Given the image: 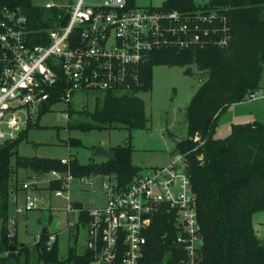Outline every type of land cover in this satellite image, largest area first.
Here are the masks:
<instances>
[{
	"label": "trees",
	"instance_id": "trees-1",
	"mask_svg": "<svg viewBox=\"0 0 264 264\" xmlns=\"http://www.w3.org/2000/svg\"><path fill=\"white\" fill-rule=\"evenodd\" d=\"M161 6L181 12H218L226 17L227 44L154 52L141 69L140 87L125 92L94 91L100 94L96 106L93 111H86L85 121L76 128L90 131L125 127L130 132L148 128L146 104L139 93L152 89L153 67L180 66L185 67L186 74H193L195 66L205 74V79L186 109L187 137L176 150L186 154L198 202L204 241L199 264H264V240L253 223L254 214L264 211V122L235 123L228 136L215 137L221 114L262 88L264 0H210L204 4L196 0H166ZM4 7L22 8L36 36L60 25L58 7L47 8L33 0H0V10ZM212 26L220 28L221 20L215 19ZM55 101L54 98L42 110ZM196 133L205 140L200 147L193 139ZM26 138L27 130H24L17 138L0 144V264H22V255L24 264H29L36 254V264H90L87 250L70 247L64 260L60 257L58 240L48 250L42 249L41 243L20 244L17 233L10 235V204L13 195L23 188L19 171L31 170L37 174L56 171L62 178L114 175L121 185H126L143 169L132 161L131 141L111 147L109 158H92L82 163L78 157L70 156L69 163H63L57 157L21 155L19 146ZM69 145H82V141L73 138ZM61 187L60 179H51L49 189ZM80 208L84 223L88 213ZM173 220V214L167 211L154 215L141 264H175L181 257L174 241L177 231Z\"/></svg>",
	"mask_w": 264,
	"mask_h": 264
},
{
	"label": "built area",
	"instance_id": "built-area-1",
	"mask_svg": "<svg viewBox=\"0 0 264 264\" xmlns=\"http://www.w3.org/2000/svg\"><path fill=\"white\" fill-rule=\"evenodd\" d=\"M43 6L61 10L57 17L60 25L39 36L32 32L22 8L0 10L1 143L17 138L25 130L30 107L41 111L54 98L55 103H70L80 90L131 91L142 85L141 69L154 52L208 44L223 46L229 39L226 17L216 11L138 7L131 0L96 4L66 0ZM215 19L221 20L220 28L211 27ZM257 99H264V89L250 93L246 100ZM22 112L27 120L21 117ZM193 139L197 147L205 143L199 133ZM62 162L69 160L64 158ZM188 166L186 154L176 150L170 164L144 168L126 185H121L114 175L104 176L109 178V182L103 181L106 203L87 209L84 223L81 209L75 207L66 189H57L55 194L64 195L68 210L77 214V220L70 221L67 229L85 231L83 249L91 256L90 264H141L153 217L161 211L173 214L177 231L174 241L181 252L175 264H199L204 241ZM52 175L62 178L56 171ZM77 179L92 185L90 177ZM23 188L28 190L25 207H18L17 213L36 206L35 198L29 194L30 184L23 183ZM13 201L18 202L16 195ZM9 229L10 235L17 233L15 227L9 225ZM43 234L32 245L41 243L42 249L49 250L58 236Z\"/></svg>",
	"mask_w": 264,
	"mask_h": 264
},
{
	"label": "rangeland",
	"instance_id": "rangeland-1",
	"mask_svg": "<svg viewBox=\"0 0 264 264\" xmlns=\"http://www.w3.org/2000/svg\"><path fill=\"white\" fill-rule=\"evenodd\" d=\"M104 0H87L90 4L103 2ZM166 0H133L138 7H159ZM210 0H196L198 4H204ZM35 4H63L66 0H33ZM193 74H186L185 67L156 65L153 67V86L148 92L139 95L144 99L148 117V128L130 132L127 128H106L103 130L84 131L76 128L84 122L86 111H93L97 97L95 92L77 91L71 102L59 101L53 103L45 110L30 107V118L27 130V138L19 146V153L23 156L39 157H70L76 156L82 163H88L94 158V149L98 145L106 148L125 145L131 141L133 146L132 161L144 168L166 166L173 159L177 149L176 138L187 137L186 109L192 96L205 79V74L193 66ZM262 90L264 89V66L261 78ZM70 109H74L71 112ZM27 120L25 113H20ZM253 121L264 122V99L246 100L230 105L220 116L215 137L224 138L231 132L235 123H247ZM72 126L73 128H71ZM81 139L82 145L70 146L71 139ZM1 144V141H0ZM102 160L105 158H95ZM21 185L29 183L35 188L29 190L35 198L36 206L30 211L17 213V208L25 207L24 190H19L18 202L13 198L10 204L9 225L17 230L19 243L32 245L41 229L47 226L51 233L58 236L60 257L66 259L70 247L82 250L85 246V231L76 227L71 231L67 229L69 222L77 220V214L68 209V200L64 195H56L57 189H49L51 179H58L52 173L35 177L37 183L31 181L34 177L20 172ZM52 176V177H50ZM93 189L87 184L81 183L77 178H61V189H68L73 201H81L86 206H96L105 202L103 181L109 182L108 177L93 176ZM65 191V190H64ZM66 192V191H65ZM64 192V193H65ZM16 220L17 223L11 222ZM253 223L259 236L264 235V211L254 214ZM36 256L31 258L29 264H36ZM25 256L22 255L21 263L24 264ZM67 264V263H63Z\"/></svg>",
	"mask_w": 264,
	"mask_h": 264
},
{
	"label": "crops",
	"instance_id": "crops-1",
	"mask_svg": "<svg viewBox=\"0 0 264 264\" xmlns=\"http://www.w3.org/2000/svg\"><path fill=\"white\" fill-rule=\"evenodd\" d=\"M261 86H262V84H261ZM263 87V86H262ZM60 158H62V159H64V158H66V157H60ZM69 158V157H68ZM67 158V159H68ZM23 171H25V173H26V175H28L29 177H34V176H36V177H40V176H43L44 174H37L36 172H34V171H31V170H24V169H21L20 171H19V175L21 174L20 172H23ZM50 177H52V176H50ZM93 176H90V179L92 178ZM104 177V176H103ZM92 180V179H91ZM37 181H38V179H35V177H34V179L31 181V184H32V182H35V183H37ZM93 184H94V180H92V185L90 186V185H88L87 184V186H90L91 187V189H93ZM23 185V184H22ZM23 187V186H22ZM31 188H35L34 186H32L31 185ZM21 190H24L25 191V193L27 194V192H28V190H26V189H24V188H22ZM66 191V193H69V195H70V198H71V194H70V191L68 190V189H66L65 190ZM14 195H16V194H14ZM17 197H18V195H16ZM19 198V197H18ZM71 201H72V203L75 205V207H78V208H80V206L81 207H83L85 210H87V209H90V208H93V207H96V206H101V205H104L105 203H106V197H105V202L103 203V204H100V205H96V206H86V205H84V203L83 202H81V201H73L72 200V198H71ZM81 209V208H80ZM73 213H75V212H73Z\"/></svg>",
	"mask_w": 264,
	"mask_h": 264
},
{
	"label": "water",
	"instance_id": "water-1",
	"mask_svg": "<svg viewBox=\"0 0 264 264\" xmlns=\"http://www.w3.org/2000/svg\"><path fill=\"white\" fill-rule=\"evenodd\" d=\"M183 141V138H176V145H179ZM94 158H109L111 156V150L106 148L104 145H98L94 149ZM41 232L44 234H49L50 230L47 226L42 227ZM264 240V235L262 236Z\"/></svg>",
	"mask_w": 264,
	"mask_h": 264
}]
</instances>
